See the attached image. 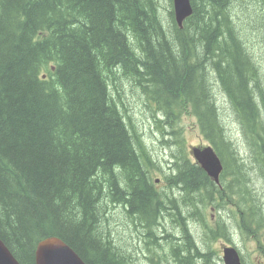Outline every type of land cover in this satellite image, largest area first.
Listing matches in <instances>:
<instances>
[{
    "label": "trees",
    "instance_id": "16d2710c",
    "mask_svg": "<svg viewBox=\"0 0 264 264\" xmlns=\"http://www.w3.org/2000/svg\"><path fill=\"white\" fill-rule=\"evenodd\" d=\"M191 2L181 27L173 0L167 15L161 0H0V238L22 264L51 236L88 264H223L220 237L264 250V69L238 21L264 38V0ZM125 81L156 104L169 170ZM187 115L223 162L220 183L186 153Z\"/></svg>",
    "mask_w": 264,
    "mask_h": 264
},
{
    "label": "rangeland",
    "instance_id": "374dc122",
    "mask_svg": "<svg viewBox=\"0 0 264 264\" xmlns=\"http://www.w3.org/2000/svg\"><path fill=\"white\" fill-rule=\"evenodd\" d=\"M162 8L161 12L164 15L169 14L168 8H170V0H161ZM168 7V8H167ZM233 12L236 15V18H238V15L243 17V14H240L242 11L238 10V7H233ZM239 21V24H242V35L244 39L246 40L247 44L250 45L252 50L254 51V54L256 55L258 63L263 67L264 69V38L262 34L257 32L254 29L248 28L250 27V23L245 24L244 21ZM126 84V90L125 93L127 95V102L126 105L128 108H130V114L133 117L134 122L137 124L138 128L141 130L142 134L144 135L145 141L148 143L150 148L153 150V156L156 159L158 165L161 169L169 170L170 167H172L173 161L171 157V151H174L176 149H170L164 147L162 144L163 136L159 129L157 128V122L155 121V118L153 116V113L156 110V104L153 101V99L149 96H145L141 94V92L131 85L129 82L125 81ZM218 88V87H217ZM123 98H124V92H123ZM217 98L221 105L220 109L222 114V120L224 122V125L226 126V129L228 130V133L234 138V140H238L239 138V124L236 122L234 116L231 114L230 105L227 97L225 94L218 88L217 89ZM182 124L185 127V150L186 153L192 157L193 155L190 152V147L192 145L194 146H201L204 144H207L208 142L206 139H204L199 132V129L196 124L195 117L192 116H185L182 120ZM240 147L242 145L240 144ZM242 154V152H241ZM170 165V167H169ZM155 178L161 177L163 178V172H156L154 175ZM254 177V176H253ZM256 184L259 187H264V182H257L256 176H255ZM117 209V206L112 208V210ZM210 212V210H209ZM211 212L213 213V216L215 214L214 210L211 209ZM224 211H221V214H224ZM226 219H224L225 223H229L230 226L232 224V216H229L227 214ZM121 222L119 224L116 223V227L118 226V232L119 234H123L125 236H131L132 231L128 232V226L127 221L123 223L122 219H120ZM263 238V237H262ZM232 241L238 244L241 252L246 257V260L248 261V264H264V250L259 248L258 243L255 240H240L236 238H232ZM219 244V243H218ZM215 249H217L216 246H214ZM222 258V256H221Z\"/></svg>",
    "mask_w": 264,
    "mask_h": 264
},
{
    "label": "water",
    "instance_id": "95a60500",
    "mask_svg": "<svg viewBox=\"0 0 264 264\" xmlns=\"http://www.w3.org/2000/svg\"><path fill=\"white\" fill-rule=\"evenodd\" d=\"M177 22L183 26L184 20L192 15L191 0H173ZM195 160L217 182L223 171V162L211 145L192 146ZM225 264H242L241 255L235 246L224 248ZM0 264H22L8 245L0 238ZM36 264H88L68 243L57 236L39 242L36 249Z\"/></svg>",
    "mask_w": 264,
    "mask_h": 264
},
{
    "label": "flooded vegetation",
    "instance_id": "af4514ba",
    "mask_svg": "<svg viewBox=\"0 0 264 264\" xmlns=\"http://www.w3.org/2000/svg\"><path fill=\"white\" fill-rule=\"evenodd\" d=\"M211 224L214 226L215 225V220L211 221ZM218 242H219V248L217 247V249H216V253L217 254L221 253V256L224 255V248H225V246H235L238 249V251L240 252L242 264H248V261L246 260V257L243 254V252H241L238 244L235 243L234 241H232V239L231 240H226L223 237H220L218 239Z\"/></svg>",
    "mask_w": 264,
    "mask_h": 264
},
{
    "label": "bare ground",
    "instance_id": "6f19581e",
    "mask_svg": "<svg viewBox=\"0 0 264 264\" xmlns=\"http://www.w3.org/2000/svg\"><path fill=\"white\" fill-rule=\"evenodd\" d=\"M173 4H174V3H173ZM174 12H175V11H174ZM188 17H189V16H188ZM188 17H187V18H188ZM187 18H186V19H187ZM186 19H185V20H186ZM185 20H184V21H185ZM176 21H177V20H176ZM177 23H178V22H177ZM178 24H179V23H178ZM181 27H182V26H181Z\"/></svg>",
    "mask_w": 264,
    "mask_h": 264
}]
</instances>
